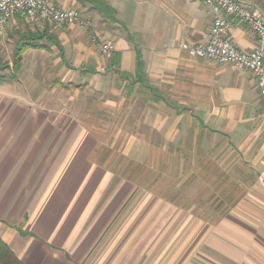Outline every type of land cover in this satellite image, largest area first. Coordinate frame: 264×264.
I'll return each mask as SVG.
<instances>
[{"label": "crops", "instance_id": "0c3cea01", "mask_svg": "<svg viewBox=\"0 0 264 264\" xmlns=\"http://www.w3.org/2000/svg\"><path fill=\"white\" fill-rule=\"evenodd\" d=\"M101 1L115 13L116 53L110 65L123 78L126 93L150 95L148 101L165 111V121L179 127L186 119L201 131L202 141H218L214 150L226 152L221 164L226 174L229 169L236 174V195L229 194L226 175L227 201L220 204L226 208L214 223L196 214L194 202L185 212L174 203L163 206V200L149 204L130 190L121 196L115 182L103 181L104 171L92 170L93 135L84 138L75 123L76 132L62 133L57 122L37 115L38 108L19 100L17 92L13 97L12 85H6L0 87V239L23 264H165L179 246L166 253L164 237L180 236L178 229H164L166 217L179 222L182 214L194 225L203 223L197 237L188 233L194 242L187 254L206 264H264V110L255 78L249 71L191 58L179 48L206 42L213 9L200 0ZM239 1L264 10L260 0ZM58 5L80 4L58 0ZM230 26L237 50L263 48L245 26L236 21ZM76 38L77 59L97 62L84 34ZM137 56L143 80L133 84ZM71 151L75 155L69 160ZM208 152L203 149L197 157ZM149 218L157 224L153 229Z\"/></svg>", "mask_w": 264, "mask_h": 264}, {"label": "rangeland", "instance_id": "374dc122", "mask_svg": "<svg viewBox=\"0 0 264 264\" xmlns=\"http://www.w3.org/2000/svg\"><path fill=\"white\" fill-rule=\"evenodd\" d=\"M259 4L264 6V0H260ZM69 10L80 12L94 26L93 31L74 26L75 29L57 32L47 24L29 26L17 20L11 23L7 37L0 41V64L7 67L1 68L0 74H12L19 34L27 30L48 32L56 38L62 51L61 43L66 45V54L64 56L63 51L62 57L64 60L59 57L60 50L55 45L49 47L45 44L46 49L27 50L22 56V66L16 73V81L7 84L12 85L10 90L14 95H11L14 97L17 92L19 100H27L32 107L39 109L37 115L52 118L53 122L59 124L55 127L57 130L67 129L71 133L73 129L76 132L72 126L75 123L79 132L82 129L84 138L93 135L95 143L88 150L92 170L100 168L104 171L103 181L115 182L117 193L123 192L121 196L130 190L134 198L148 199L149 204L156 199L163 200V206L174 203L185 212L194 202L196 214L214 223L220 211L226 208L220 205L227 201V189H222L225 187L226 175L229 177L228 192L236 195L232 191L236 174L230 169L228 174L225 173L226 152L214 150L218 148V141L212 142L210 138L206 142L202 141L201 131L196 125H186V119H182L183 124L179 127L171 125V119L165 121L161 118L165 111L148 101L150 95L126 93L123 78H119L117 70H113L110 65L113 58L110 61L103 59L90 42L95 32L112 44L115 37L112 23L101 18L89 3ZM81 33L90 47L94 48L97 62H80L77 59L74 41ZM99 59L104 61V66H100L102 61ZM44 106L48 109L44 110ZM38 130L37 126V133L41 134ZM203 149L209 151L208 155L197 157ZM74 155L71 151L68 159ZM250 185L247 183V189ZM155 207L153 204L147 211L150 213ZM166 218L170 220L164 229H178L180 236L164 237L166 253L172 247L179 246L165 264H206L207 260L204 262L187 254L194 242L189 240L188 233L192 232V237H197L203 229V223L196 222L194 225L187 215L182 214L179 222L172 221L171 215ZM148 221V229L157 226L152 218Z\"/></svg>", "mask_w": 264, "mask_h": 264}, {"label": "built area", "instance_id": "2783aa9c", "mask_svg": "<svg viewBox=\"0 0 264 264\" xmlns=\"http://www.w3.org/2000/svg\"><path fill=\"white\" fill-rule=\"evenodd\" d=\"M216 14L203 44L181 43L179 48L189 57L228 65L235 71H249L255 78L258 95L264 110V10L246 5L239 0H200ZM29 26L47 24L54 31L68 26L93 31L92 26L77 10L61 9L57 0H0V41L7 37L13 21ZM236 21L252 32L263 48L251 52L236 49L230 39V23ZM92 46L106 61L115 55L113 44L94 32Z\"/></svg>", "mask_w": 264, "mask_h": 264}, {"label": "trees", "instance_id": "16d2710c", "mask_svg": "<svg viewBox=\"0 0 264 264\" xmlns=\"http://www.w3.org/2000/svg\"><path fill=\"white\" fill-rule=\"evenodd\" d=\"M75 1L83 5H85V3H89L92 9L97 13L101 14L104 19L108 20L112 24L116 22V19L114 17L115 16L114 11L104 1L101 0H75ZM56 42H57L56 38L50 35L46 31L32 32L30 30H27L25 31V33L19 34L17 45L13 55L14 56L13 72L12 74H0V85H7L10 84L11 82L16 81V73L21 70V66H22V56L27 50L46 49L47 47L45 44H48L49 47L55 45L60 50L59 57L62 58L63 57L62 48ZM62 59L64 60V58ZM113 60H114V56H113ZM113 60L111 62L114 64ZM1 68H7V67L1 66L0 64V69ZM141 69H142V65L137 56L136 75H135L136 78L132 82L133 84L138 80H143ZM19 234L21 236H26V234L21 230L19 231ZM0 264H23L1 239H0Z\"/></svg>", "mask_w": 264, "mask_h": 264}]
</instances>
